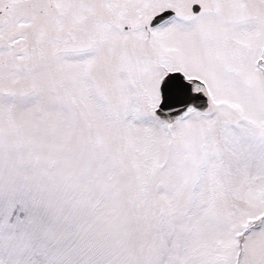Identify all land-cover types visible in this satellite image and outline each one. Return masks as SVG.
<instances>
[{
	"label": "snow or ice",
	"instance_id": "obj_1",
	"mask_svg": "<svg viewBox=\"0 0 264 264\" xmlns=\"http://www.w3.org/2000/svg\"><path fill=\"white\" fill-rule=\"evenodd\" d=\"M0 233L37 264H264V0H0Z\"/></svg>",
	"mask_w": 264,
	"mask_h": 264
},
{
	"label": "rangeland",
	"instance_id": "obj_2",
	"mask_svg": "<svg viewBox=\"0 0 264 264\" xmlns=\"http://www.w3.org/2000/svg\"><path fill=\"white\" fill-rule=\"evenodd\" d=\"M3 234L0 233V264H37V260L27 254H22L17 258L9 257L4 251L3 247Z\"/></svg>",
	"mask_w": 264,
	"mask_h": 264
}]
</instances>
